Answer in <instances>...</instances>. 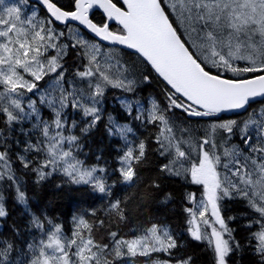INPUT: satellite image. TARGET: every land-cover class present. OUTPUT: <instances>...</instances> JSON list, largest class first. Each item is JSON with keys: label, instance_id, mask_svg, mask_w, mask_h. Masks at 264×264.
I'll use <instances>...</instances> for the list:
<instances>
[{"label": "snow or ice", "instance_id": "6c2138e0", "mask_svg": "<svg viewBox=\"0 0 264 264\" xmlns=\"http://www.w3.org/2000/svg\"><path fill=\"white\" fill-rule=\"evenodd\" d=\"M38 3L43 17L25 12L29 0H0V182L15 185L17 200L27 204L18 161L37 182L60 173L69 184L113 195L107 168L87 166L80 153L82 135L101 122L104 97L115 89L124 94L115 98L123 122L109 115L106 128L123 141L114 169L119 181L135 186L147 158L134 122L153 126L160 172L196 186L185 194L191 238L208 245L214 264H229L240 244L222 206L241 200L250 209L248 243L264 264V109L239 122L220 116L264 102V0ZM97 10L101 22L93 19ZM69 50L76 55L71 72ZM153 76L163 84V100H139L138 89ZM18 129L23 141L14 135ZM122 203L110 201L119 220L126 219ZM6 214L0 202V217ZM32 225L39 238L23 247L0 241V264H191L178 255L177 237L156 223L130 236L110 231L104 242L85 217H74L71 234L43 216L33 215Z\"/></svg>", "mask_w": 264, "mask_h": 264}, {"label": "trees", "instance_id": "16d2710c", "mask_svg": "<svg viewBox=\"0 0 264 264\" xmlns=\"http://www.w3.org/2000/svg\"><path fill=\"white\" fill-rule=\"evenodd\" d=\"M65 7H70V0H59ZM38 14L43 17L44 11L39 9ZM94 21L101 22L104 17L100 12H95ZM66 30V26L60 27ZM86 38L89 35L83 31ZM127 53L123 50L121 55ZM127 59V56H124ZM69 71L76 61L73 50H69L66 57ZM43 84V81L41 82ZM163 84L153 76L151 83L142 84L138 89L137 98L147 101L151 97L163 100ZM124 94L115 89H109L104 97L103 119L94 129L82 135L83 149L80 159L84 160L87 166L98 165L107 168V175L112 177L110 184H114L113 195L102 197L94 193L90 188L69 184L67 177L54 173L46 179L37 182L36 175L29 169L23 168L16 162V174L20 184L26 192L27 204L20 203L16 198L15 185L9 186L7 182H0V197L6 216L0 217V241H15L17 248L23 247L26 241L39 238L32 225V216H43L58 224L63 225L66 232L71 234L74 217H85L95 225L94 237L104 242L108 233L118 230L125 235H132L134 230L142 226L156 223L169 228L177 237L180 248L178 255L182 258L191 257V264H214V256L211 249L205 242L196 241L191 238L186 223L185 194L189 191H196V186L187 183L183 178L167 176L160 172V165L164 160L156 151L153 138L156 129L151 126H142L138 121L133 126L136 129V139L144 140L147 144V158L139 166L140 179L135 186L121 183L118 179L119 173L114 169L117 165V155L123 147V141L119 138L109 136L107 121L109 115L122 121L123 113L120 105L116 103L117 96ZM264 109V102L253 103L246 113L220 114L222 122L248 119L249 113ZM79 117L77 120L79 121ZM196 118H193L195 121ZM207 122V118L201 120V126ZM82 126V125H81ZM193 127H197L193 122ZM7 131V129H5ZM12 136V133H9ZM21 141L24 136L19 129L14 134ZM100 157L98 160L97 157ZM151 181H157L159 188H154ZM121 200L126 219L119 220L115 210L110 208V201ZM90 213H95L91 215ZM250 209L241 200H225L222 206V215L225 217L229 227L233 229V235L239 242L240 248L229 257V264H259L260 258L248 243L249 232L245 227ZM228 217H236L229 220ZM104 220L103 226L98 224Z\"/></svg>", "mask_w": 264, "mask_h": 264}, {"label": "water", "instance_id": "95a60500", "mask_svg": "<svg viewBox=\"0 0 264 264\" xmlns=\"http://www.w3.org/2000/svg\"><path fill=\"white\" fill-rule=\"evenodd\" d=\"M29 2L37 4V5L43 10L42 6L38 3V0H29ZM97 11L100 12V13L102 14V10H97ZM102 15H103V14H102ZM75 23H76V22H72L73 25H75ZM59 26H64V25H59ZM85 32L87 33L86 30H85ZM88 34H89V33H88ZM89 35H90V34H89ZM124 51L129 52V50H127V49H124ZM256 99H257V101L260 100V98H256ZM225 113L230 114V113H241V112H240V111H227V112H224V113H221V114H225Z\"/></svg>", "mask_w": 264, "mask_h": 264}, {"label": "rangeland", "instance_id": "374dc122", "mask_svg": "<svg viewBox=\"0 0 264 264\" xmlns=\"http://www.w3.org/2000/svg\"><path fill=\"white\" fill-rule=\"evenodd\" d=\"M16 2H17V0H6V3H16ZM29 5H30V3H29ZM28 7L25 8V12L28 13V14H30L31 13V10L33 9V7H30V8H28ZM225 122H227V121H225Z\"/></svg>", "mask_w": 264, "mask_h": 264}]
</instances>
